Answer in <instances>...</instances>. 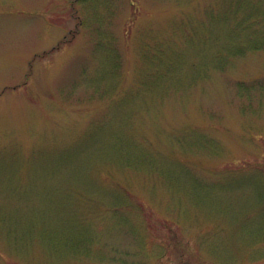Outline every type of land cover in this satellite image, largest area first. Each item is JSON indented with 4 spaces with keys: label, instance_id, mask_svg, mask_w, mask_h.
Returning a JSON list of instances; mask_svg holds the SVG:
<instances>
[{
    "label": "rangeland",
    "instance_id": "rangeland-1",
    "mask_svg": "<svg viewBox=\"0 0 264 264\" xmlns=\"http://www.w3.org/2000/svg\"><path fill=\"white\" fill-rule=\"evenodd\" d=\"M236 1L0 0V264H264V51L220 54L264 0Z\"/></svg>",
    "mask_w": 264,
    "mask_h": 264
},
{
    "label": "trees",
    "instance_id": "trees-1",
    "mask_svg": "<svg viewBox=\"0 0 264 264\" xmlns=\"http://www.w3.org/2000/svg\"><path fill=\"white\" fill-rule=\"evenodd\" d=\"M236 2L239 3V0ZM227 17L228 20L230 19L229 21L230 27L235 28L237 31L239 30L240 33L246 31L247 29L255 30V32L256 31L261 32L264 38V28L263 27L260 28V26H255V24H258L259 22L260 23L264 22V13H259V14L255 13L245 16L243 13H241V10H236L231 12ZM248 20H250L249 22L253 23L254 26H244V21H248ZM262 39L259 41H255L254 38H251V40L247 42L248 46L242 42H239L238 40L234 44L229 45L227 51H225V49L221 50L220 54L222 53L224 55V52L225 53L227 52L228 58L230 57L235 58L236 56L237 57L242 56L247 51H264V40ZM217 64L220 67V69H223L222 67L225 66L226 62L224 60L221 61L219 60L217 61Z\"/></svg>",
    "mask_w": 264,
    "mask_h": 264
}]
</instances>
